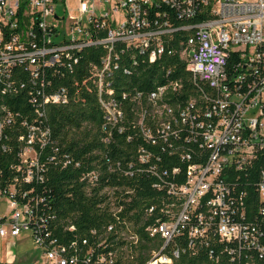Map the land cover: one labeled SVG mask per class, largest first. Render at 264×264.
I'll return each instance as SVG.
<instances>
[{
    "label": "built area",
    "instance_id": "obj_1",
    "mask_svg": "<svg viewBox=\"0 0 264 264\" xmlns=\"http://www.w3.org/2000/svg\"><path fill=\"white\" fill-rule=\"evenodd\" d=\"M77 1L73 37L56 43L66 0H0V240L29 234L41 253L31 264L264 259V0ZM89 48L103 50L100 64L75 83L97 91L103 143L127 133L140 144L125 169L83 173L103 220L80 233L43 194L49 109L71 100L55 83L75 75ZM161 59L185 64L188 84L166 70L152 91L112 88L140 61ZM115 175H146L157 195L108 185Z\"/></svg>",
    "mask_w": 264,
    "mask_h": 264
},
{
    "label": "trees",
    "instance_id": "obj_2",
    "mask_svg": "<svg viewBox=\"0 0 264 264\" xmlns=\"http://www.w3.org/2000/svg\"><path fill=\"white\" fill-rule=\"evenodd\" d=\"M102 55L101 48H89L82 53L75 75L59 78L55 83L69 89L71 95L69 104L52 106L49 109L52 127V162L46 163L44 185L46 191L43 195L59 217L70 218L80 233H84L86 229L103 220V217L95 211V200L86 195V189L80 182L83 173L93 169H109L117 162L121 163V169H125L128 163H136L135 151L140 144L137 138L131 142L127 141V133L115 134L112 143H103L104 133L101 127L104 122V112L97 91L91 82L86 86L75 83V78L81 80L90 76V65H99V58ZM125 59H128V56H125ZM124 66L130 68L128 64ZM166 70L172 71L170 76L172 80L182 79L188 84L190 76L185 64L173 59H161L152 66L140 61L139 66L133 69L131 77L116 76L112 88L116 93L121 92L122 89L128 92H134V89L152 91L155 86L163 83V74ZM7 101L23 102V98H8ZM16 110H20L19 106ZM65 156H69L72 161L67 166L64 165ZM45 159L46 157H43V160ZM107 184L112 187L125 186L144 196L157 195L152 188L153 179L146 175H136L128 180L115 175L113 181ZM261 241L264 245V235ZM255 258L256 264H264V259H260L258 255ZM182 264L199 263L197 260H183Z\"/></svg>",
    "mask_w": 264,
    "mask_h": 264
},
{
    "label": "rangeland",
    "instance_id": "obj_3",
    "mask_svg": "<svg viewBox=\"0 0 264 264\" xmlns=\"http://www.w3.org/2000/svg\"><path fill=\"white\" fill-rule=\"evenodd\" d=\"M77 0H66L63 5L56 7V12L61 16L66 17V23L61 24L59 28V36L54 39L56 43H61L65 40L72 39L73 35L71 27L69 26V17L77 16L78 9ZM76 33V31H75ZM20 241L6 240L0 241V259L4 263L18 262V264H31L38 261L40 250H38L33 243L29 234H23Z\"/></svg>",
    "mask_w": 264,
    "mask_h": 264
},
{
    "label": "crops",
    "instance_id": "obj_4",
    "mask_svg": "<svg viewBox=\"0 0 264 264\" xmlns=\"http://www.w3.org/2000/svg\"><path fill=\"white\" fill-rule=\"evenodd\" d=\"M1 241V240H0ZM2 242H4V241H2ZM0 261H1V259H0ZM16 263H18V262H16Z\"/></svg>",
    "mask_w": 264,
    "mask_h": 264
}]
</instances>
